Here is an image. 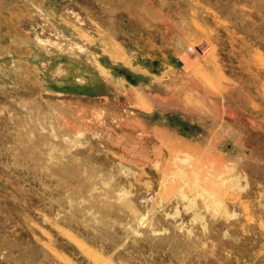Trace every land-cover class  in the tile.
Returning <instances> with one entry per match:
<instances>
[{"label": "rangeland", "instance_id": "1", "mask_svg": "<svg viewBox=\"0 0 264 264\" xmlns=\"http://www.w3.org/2000/svg\"><path fill=\"white\" fill-rule=\"evenodd\" d=\"M0 264H264V0H0Z\"/></svg>", "mask_w": 264, "mask_h": 264}, {"label": "crops", "instance_id": "2", "mask_svg": "<svg viewBox=\"0 0 264 264\" xmlns=\"http://www.w3.org/2000/svg\"><path fill=\"white\" fill-rule=\"evenodd\" d=\"M178 39H180V38H175L174 40H173V45L175 46V48L177 49V50H182L183 49V46H184V44L182 43H177V41L176 40H178Z\"/></svg>", "mask_w": 264, "mask_h": 264}, {"label": "built area", "instance_id": "3", "mask_svg": "<svg viewBox=\"0 0 264 264\" xmlns=\"http://www.w3.org/2000/svg\"><path fill=\"white\" fill-rule=\"evenodd\" d=\"M151 197H152L151 195H149L148 197H144V198L142 199V202H145V201L151 199Z\"/></svg>", "mask_w": 264, "mask_h": 264}, {"label": "bare ground", "instance_id": "4", "mask_svg": "<svg viewBox=\"0 0 264 264\" xmlns=\"http://www.w3.org/2000/svg\"><path fill=\"white\" fill-rule=\"evenodd\" d=\"M38 58H39V56H38ZM65 83H63V85H64ZM62 84H59V86H61Z\"/></svg>", "mask_w": 264, "mask_h": 264}]
</instances>
